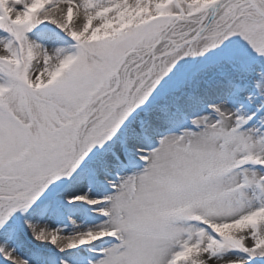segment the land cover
I'll list each match as a JSON object with an SVG mask.
<instances>
[{
    "label": "snow or ice",
    "instance_id": "snow-or-ice-1",
    "mask_svg": "<svg viewBox=\"0 0 264 264\" xmlns=\"http://www.w3.org/2000/svg\"><path fill=\"white\" fill-rule=\"evenodd\" d=\"M0 264H264V0H0Z\"/></svg>",
    "mask_w": 264,
    "mask_h": 264
},
{
    "label": "rangeland",
    "instance_id": "rangeland-1",
    "mask_svg": "<svg viewBox=\"0 0 264 264\" xmlns=\"http://www.w3.org/2000/svg\"><path fill=\"white\" fill-rule=\"evenodd\" d=\"M54 27V26H53ZM93 214L91 212H87L85 210H80L78 212V214H76L74 216V219L76 220V224L77 225H80V226H86L87 224H89L90 222V217L92 216ZM64 220H62V223L65 224V221L63 222ZM67 225V223L65 224ZM69 225V224H68ZM67 225V227H65V232H69L72 230V225L70 224L69 226Z\"/></svg>",
    "mask_w": 264,
    "mask_h": 264
},
{
    "label": "bare ground",
    "instance_id": "bare-ground-1",
    "mask_svg": "<svg viewBox=\"0 0 264 264\" xmlns=\"http://www.w3.org/2000/svg\"><path fill=\"white\" fill-rule=\"evenodd\" d=\"M92 214H93V215L89 218V219H90V222H89V223L92 222L93 217L95 216V213H92ZM64 221H65V224H66V223H67V225L69 224L67 220H64ZM64 221H63V222H64ZM69 225H70V224H69ZM69 225H68V226H69Z\"/></svg>",
    "mask_w": 264,
    "mask_h": 264
}]
</instances>
